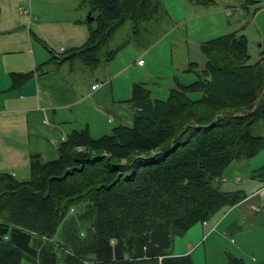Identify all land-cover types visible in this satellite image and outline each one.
<instances>
[{
  "label": "trees",
  "instance_id": "1",
  "mask_svg": "<svg viewBox=\"0 0 264 264\" xmlns=\"http://www.w3.org/2000/svg\"><path fill=\"white\" fill-rule=\"evenodd\" d=\"M80 7L95 17L84 20L87 43L40 71L66 62L95 69L129 46L110 45L128 21L137 34L143 22L168 16L161 0H81ZM248 42L237 33L204 42V67L185 69L196 72L197 81L176 79L166 99L134 83L133 126L97 139L87 130L71 133L56 160L31 157L28 180L0 173V264H160L136 253L140 236H183L246 199L243 191L221 185L234 161L264 149V136L252 133L264 123V52L249 64ZM253 177L264 181V167ZM227 264L247 263L233 258Z\"/></svg>",
  "mask_w": 264,
  "mask_h": 264
},
{
  "label": "crops",
  "instance_id": "2",
  "mask_svg": "<svg viewBox=\"0 0 264 264\" xmlns=\"http://www.w3.org/2000/svg\"><path fill=\"white\" fill-rule=\"evenodd\" d=\"M245 2L243 8L229 6L227 13L232 16L235 10L260 6L251 23L264 39V0ZM78 3L0 0V173L28 180L31 157L56 160L71 133L87 130L97 139L117 126L134 125L133 85L147 84L144 79L150 73L145 52L134 51L127 57L126 47L95 69L66 62L40 71L52 58L87 43L90 27ZM244 35L249 41L250 33ZM176 79L184 84L175 78L173 85ZM98 82L102 85L93 89ZM259 156L239 163L249 179L241 182L237 177L233 184L244 187L246 199L183 236L173 238L166 231L144 234L136 240V253L159 258L160 264H227L233 258L248 264L244 258L248 255L252 264L263 262L264 181L253 177L264 167V157ZM223 183L228 184L226 177Z\"/></svg>",
  "mask_w": 264,
  "mask_h": 264
},
{
  "label": "rangeland",
  "instance_id": "3",
  "mask_svg": "<svg viewBox=\"0 0 264 264\" xmlns=\"http://www.w3.org/2000/svg\"><path fill=\"white\" fill-rule=\"evenodd\" d=\"M161 1L168 16L160 17L156 21L143 22L137 34L134 33L135 29L131 21H128L110 41L112 48L128 41V48L122 51L127 57L134 51L145 52L143 59L147 62L146 68L150 73L144 80L152 93V98L166 99L175 78H181L184 84L197 81L196 72L183 70L188 68L190 63L197 64L195 66L197 69L204 67L206 57L200 47L211 39L230 33L239 35L250 33L248 63L255 65L260 61L264 52V39L257 25L251 23L260 6L242 9L243 12L235 10L230 16L227 8L242 7L246 3L245 0H216V3L209 7L195 6L188 0ZM76 2L81 4V0H75ZM87 17L88 12L83 13L84 20H87ZM252 133L255 136H264V123L254 125ZM259 155L264 157V150ZM239 163L240 161H234L225 170L223 178L226 177L228 184L223 183L221 185L223 189L236 187L233 183L237 177L241 182L249 179L248 175L239 168ZM236 188L242 190L244 187ZM245 190L248 194L252 193L251 190ZM244 258L248 264H252V256L248 255Z\"/></svg>",
  "mask_w": 264,
  "mask_h": 264
},
{
  "label": "built area",
  "instance_id": "4",
  "mask_svg": "<svg viewBox=\"0 0 264 264\" xmlns=\"http://www.w3.org/2000/svg\"><path fill=\"white\" fill-rule=\"evenodd\" d=\"M144 63V61L143 60H140L139 61V64L140 65H142ZM102 84L101 83H95L94 85H93V89H98L100 86H101Z\"/></svg>",
  "mask_w": 264,
  "mask_h": 264
},
{
  "label": "water",
  "instance_id": "5",
  "mask_svg": "<svg viewBox=\"0 0 264 264\" xmlns=\"http://www.w3.org/2000/svg\"><path fill=\"white\" fill-rule=\"evenodd\" d=\"M93 20H95V17H94V16H92V12H91V11H89V12H88L87 21H88V22H91V21H93Z\"/></svg>",
  "mask_w": 264,
  "mask_h": 264
}]
</instances>
